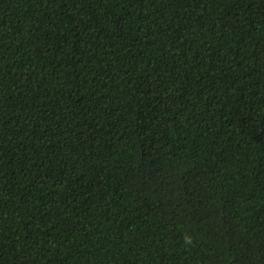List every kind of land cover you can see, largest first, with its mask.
Segmentation results:
<instances>
[{
	"label": "trees",
	"instance_id": "trees-1",
	"mask_svg": "<svg viewBox=\"0 0 264 264\" xmlns=\"http://www.w3.org/2000/svg\"><path fill=\"white\" fill-rule=\"evenodd\" d=\"M0 264H264V0H0Z\"/></svg>",
	"mask_w": 264,
	"mask_h": 264
}]
</instances>
